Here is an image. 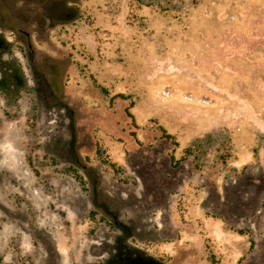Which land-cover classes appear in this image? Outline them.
I'll use <instances>...</instances> for the list:
<instances>
[{"label": "rangeland", "instance_id": "rangeland-1", "mask_svg": "<svg viewBox=\"0 0 264 264\" xmlns=\"http://www.w3.org/2000/svg\"><path fill=\"white\" fill-rule=\"evenodd\" d=\"M0 264H264V0H0Z\"/></svg>", "mask_w": 264, "mask_h": 264}]
</instances>
